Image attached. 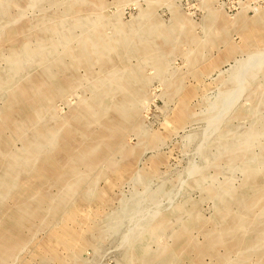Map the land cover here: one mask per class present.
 I'll return each mask as SVG.
<instances>
[{
  "label": "rangeland",
  "instance_id": "374dc122",
  "mask_svg": "<svg viewBox=\"0 0 264 264\" xmlns=\"http://www.w3.org/2000/svg\"><path fill=\"white\" fill-rule=\"evenodd\" d=\"M0 264H264V0H0Z\"/></svg>",
  "mask_w": 264,
  "mask_h": 264
}]
</instances>
